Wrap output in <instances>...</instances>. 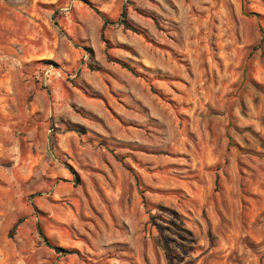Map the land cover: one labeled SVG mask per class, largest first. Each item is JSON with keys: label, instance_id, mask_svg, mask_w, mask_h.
I'll return each instance as SVG.
<instances>
[{"label": "rangeland", "instance_id": "rangeland-1", "mask_svg": "<svg viewBox=\"0 0 264 264\" xmlns=\"http://www.w3.org/2000/svg\"><path fill=\"white\" fill-rule=\"evenodd\" d=\"M0 264H264V0H0Z\"/></svg>", "mask_w": 264, "mask_h": 264}, {"label": "trees", "instance_id": "trees-1", "mask_svg": "<svg viewBox=\"0 0 264 264\" xmlns=\"http://www.w3.org/2000/svg\"><path fill=\"white\" fill-rule=\"evenodd\" d=\"M108 24H109L108 21L103 20V26H104V27L107 26ZM43 239H44V237H43ZM44 241H45V243H46L47 246H50V244L48 243L47 239H44ZM57 250H60V249H57Z\"/></svg>", "mask_w": 264, "mask_h": 264}]
</instances>
